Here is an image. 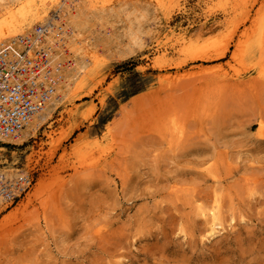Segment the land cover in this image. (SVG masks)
<instances>
[{
  "label": "rangeland",
  "instance_id": "rangeland-1",
  "mask_svg": "<svg viewBox=\"0 0 264 264\" xmlns=\"http://www.w3.org/2000/svg\"><path fill=\"white\" fill-rule=\"evenodd\" d=\"M154 1L145 47L0 143L28 179L0 207V264H264V0ZM216 201L236 224L207 241L195 207Z\"/></svg>",
  "mask_w": 264,
  "mask_h": 264
},
{
  "label": "bare ground",
  "instance_id": "bare-ground-1",
  "mask_svg": "<svg viewBox=\"0 0 264 264\" xmlns=\"http://www.w3.org/2000/svg\"><path fill=\"white\" fill-rule=\"evenodd\" d=\"M16 1L0 0V58L6 65L17 64L19 71L10 82L23 80L33 90L32 102H42L23 128L0 134L1 144L30 141L89 65L132 57L163 26L154 0H45L41 10L29 1L19 17L8 10ZM27 182L25 173L0 168V207ZM195 208L207 241L235 227L233 216L223 219L218 202Z\"/></svg>",
  "mask_w": 264,
  "mask_h": 264
},
{
  "label": "built area",
  "instance_id": "built-area-1",
  "mask_svg": "<svg viewBox=\"0 0 264 264\" xmlns=\"http://www.w3.org/2000/svg\"><path fill=\"white\" fill-rule=\"evenodd\" d=\"M38 28V34H42ZM16 63L6 65L0 58V134H13L23 128L26 121L37 111L42 101L32 102L33 90L23 80L10 82L15 79ZM9 66V67H8ZM12 199L8 198L10 201Z\"/></svg>",
  "mask_w": 264,
  "mask_h": 264
}]
</instances>
